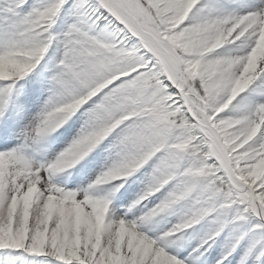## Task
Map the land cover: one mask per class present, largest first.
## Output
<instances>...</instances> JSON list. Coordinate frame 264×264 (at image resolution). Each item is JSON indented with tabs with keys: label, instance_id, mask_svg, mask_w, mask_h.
I'll use <instances>...</instances> for the list:
<instances>
[{
	"label": "snow or ice",
	"instance_id": "1",
	"mask_svg": "<svg viewBox=\"0 0 264 264\" xmlns=\"http://www.w3.org/2000/svg\"><path fill=\"white\" fill-rule=\"evenodd\" d=\"M0 264H264V0H0Z\"/></svg>",
	"mask_w": 264,
	"mask_h": 264
}]
</instances>
